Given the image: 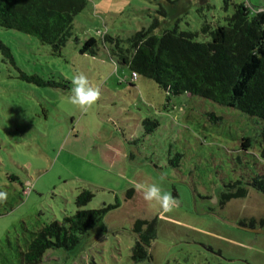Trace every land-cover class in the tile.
<instances>
[{
  "label": "rangeland",
  "instance_id": "rangeland-1",
  "mask_svg": "<svg viewBox=\"0 0 264 264\" xmlns=\"http://www.w3.org/2000/svg\"><path fill=\"white\" fill-rule=\"evenodd\" d=\"M154 1L159 0H86L59 53L30 34L0 26V40L13 58L11 63L0 52V192L7 193L0 202V264H18L15 249L25 246L32 230L73 213L82 188L93 196L80 208L115 201L118 206L72 249H46L36 264H264V234L235 225L254 218L264 229L258 222L264 194L247 186L245 196L219 203L224 184L244 182L264 169L260 119L188 92L167 96L154 80L131 78L109 55L103 35L126 43L153 20L159 6ZM238 1L211 0L210 10L192 7L181 15L180 27L198 30L202 18L222 21ZM258 2L250 0L264 6ZM89 36L96 40L93 54L79 51ZM20 72L58 86L28 81ZM79 72L101 92L88 111L67 101ZM144 118L158 125L146 131ZM243 136L251 141L247 150L240 147ZM138 182L170 192L178 201L175 210L163 213L155 201H145L134 187ZM153 216L150 258L133 260L132 222Z\"/></svg>",
  "mask_w": 264,
  "mask_h": 264
},
{
  "label": "trees",
  "instance_id": "trees-1",
  "mask_svg": "<svg viewBox=\"0 0 264 264\" xmlns=\"http://www.w3.org/2000/svg\"><path fill=\"white\" fill-rule=\"evenodd\" d=\"M85 4L86 0H0V26L30 34L39 42L49 44L52 52L59 53L71 35L74 15ZM204 5L209 10L213 7L209 3ZM157 12L163 15L164 10L159 6ZM221 18L223 22L202 18L199 29L191 30L180 27V16L157 33L158 20L154 17L149 26L127 37L126 43L118 36L105 34L103 38L108 41L109 55L116 63L126 66L131 73L154 80L167 96L188 92L257 116L261 123L258 156L264 159V6L252 5L247 0L232 3V11ZM198 35L207 39L198 40ZM96 47V40L89 36L79 51L93 54ZM0 52L13 62L10 49L1 40ZM19 76L40 85L58 86L53 79H43L37 74L20 72ZM142 123L149 124L145 126L146 131L158 125L156 119L149 118H144ZM250 145V138L243 136L240 147L247 150ZM171 165L176 167L178 163L171 162ZM9 177L16 178L11 174ZM247 186L264 194V169L244 182L237 179L224 184L220 205L231 198L245 196ZM132 192L128 188L126 197ZM92 196L89 189L82 188L75 195L77 208L73 213L32 230L25 246L15 249L17 263L36 264L49 248L72 249L104 213L118 206L115 201L100 208H80ZM258 222L260 226L264 218ZM237 223L256 227L254 218ZM131 231L135 240L130 257L133 260L150 258L148 247L156 237V217L135 218Z\"/></svg>",
  "mask_w": 264,
  "mask_h": 264
},
{
  "label": "clouds",
  "instance_id": "clouds-1",
  "mask_svg": "<svg viewBox=\"0 0 264 264\" xmlns=\"http://www.w3.org/2000/svg\"><path fill=\"white\" fill-rule=\"evenodd\" d=\"M113 63H116L115 61ZM118 67V64H117ZM71 83L73 87L70 90V95L67 97L68 103L78 107L81 111L92 109L101 99V92L98 86L93 87L88 80V77L79 72L72 77ZM163 179V178H161ZM134 187L137 191L143 193V198L147 202L155 201L163 213H170L175 210L178 201L170 192L162 191L161 187L156 184L135 183ZM7 200V193L0 192V202Z\"/></svg>",
  "mask_w": 264,
  "mask_h": 264
},
{
  "label": "crops",
  "instance_id": "crops-1",
  "mask_svg": "<svg viewBox=\"0 0 264 264\" xmlns=\"http://www.w3.org/2000/svg\"><path fill=\"white\" fill-rule=\"evenodd\" d=\"M242 1L244 0H239L238 2H242ZM247 1L250 3V0ZM258 1H259L258 4H260V2L264 0H258ZM154 2L158 3V5L162 7V9L164 10L163 15H159L158 12L152 11L153 15L158 20L157 26H160L155 28V31L158 28L162 29V27L172 24L176 18L180 17L183 13H185L192 7L204 5L206 3H209L212 6L215 5V3L214 4L211 3V0H159L158 2L157 1ZM256 6H261V5H256Z\"/></svg>",
  "mask_w": 264,
  "mask_h": 264
},
{
  "label": "water",
  "instance_id": "water-1",
  "mask_svg": "<svg viewBox=\"0 0 264 264\" xmlns=\"http://www.w3.org/2000/svg\"><path fill=\"white\" fill-rule=\"evenodd\" d=\"M236 226H239L241 228H244V229H247V230H250V231H254V232H259V233H262L264 234V229L260 228V227H250L248 225H241L239 223H236L235 224Z\"/></svg>",
  "mask_w": 264,
  "mask_h": 264
},
{
  "label": "built area",
  "instance_id": "built-area-1",
  "mask_svg": "<svg viewBox=\"0 0 264 264\" xmlns=\"http://www.w3.org/2000/svg\"><path fill=\"white\" fill-rule=\"evenodd\" d=\"M131 77H132V78H135V77H136V73L132 72V73H131Z\"/></svg>",
  "mask_w": 264,
  "mask_h": 264
}]
</instances>
